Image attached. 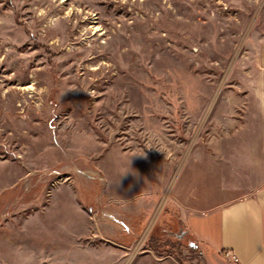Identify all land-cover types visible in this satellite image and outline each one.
<instances>
[{"label":"rangeland","instance_id":"rangeland-1","mask_svg":"<svg viewBox=\"0 0 264 264\" xmlns=\"http://www.w3.org/2000/svg\"><path fill=\"white\" fill-rule=\"evenodd\" d=\"M261 3L0 0V264H236L182 215L255 123L232 67Z\"/></svg>","mask_w":264,"mask_h":264},{"label":"crops","instance_id":"crops-1","mask_svg":"<svg viewBox=\"0 0 264 264\" xmlns=\"http://www.w3.org/2000/svg\"><path fill=\"white\" fill-rule=\"evenodd\" d=\"M260 17L256 27L237 36L239 57L236 54L232 67L236 73L245 67L246 93L255 123L224 130L231 132V140L222 141L215 156L206 155L215 158L202 167L211 175L200 180L198 192L191 193L197 197L196 210L182 215L186 229L210 254L226 256L236 264H264V0ZM240 41L246 47V61ZM180 185L176 196H183L181 190L185 193ZM214 185L226 199L211 201L218 191ZM244 191L248 192L244 199H231Z\"/></svg>","mask_w":264,"mask_h":264},{"label":"bare ground","instance_id":"bare-ground-1","mask_svg":"<svg viewBox=\"0 0 264 264\" xmlns=\"http://www.w3.org/2000/svg\"><path fill=\"white\" fill-rule=\"evenodd\" d=\"M156 215L152 217L151 222H150V225L147 227L144 236L149 232V230L151 228V225L153 224L154 220L156 219Z\"/></svg>","mask_w":264,"mask_h":264},{"label":"trees","instance_id":"trees-1","mask_svg":"<svg viewBox=\"0 0 264 264\" xmlns=\"http://www.w3.org/2000/svg\"><path fill=\"white\" fill-rule=\"evenodd\" d=\"M164 237H167V236H164ZM157 241H158L159 244H162V242L160 241V239H158ZM153 243H154V240H153Z\"/></svg>","mask_w":264,"mask_h":264},{"label":"clouds","instance_id":"clouds-1","mask_svg":"<svg viewBox=\"0 0 264 264\" xmlns=\"http://www.w3.org/2000/svg\"><path fill=\"white\" fill-rule=\"evenodd\" d=\"M126 171H130V170H125V171H123L122 173H124V172H126Z\"/></svg>","mask_w":264,"mask_h":264}]
</instances>
